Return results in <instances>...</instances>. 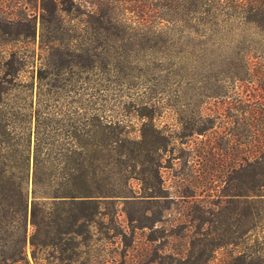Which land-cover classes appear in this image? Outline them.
Listing matches in <instances>:
<instances>
[{
    "label": "rangeland",
    "instance_id": "374dc122",
    "mask_svg": "<svg viewBox=\"0 0 264 264\" xmlns=\"http://www.w3.org/2000/svg\"><path fill=\"white\" fill-rule=\"evenodd\" d=\"M84 1L91 0L77 1L81 11L94 8ZM16 15L34 17V42L4 41L15 33L3 32H19L21 41L29 32L4 27ZM41 16L44 32L57 27L38 0H0V58L24 55L19 80L32 86V92L9 88L1 123L9 143L19 141L17 150L30 140L29 178L36 160V176L50 181L35 194L30 183L26 214L0 207V251L19 250L16 264H148L156 250L152 264H264V157H252L264 134L255 105L262 92L253 77L241 82L225 75L242 72L227 56L242 38L260 42L258 32L229 20L201 25L200 40L165 22L162 32H121L116 46L126 47L127 77L116 69L114 83L101 87L98 70L75 72L61 76L64 90L37 96V73L45 65L38 57ZM94 27L86 30L90 48L97 44ZM60 28L78 36L69 41L77 47L84 36L78 18ZM96 118L112 123L119 140L110 160L90 159L96 148L83 134ZM6 146L0 143V158L9 153ZM244 150L249 163L237 161ZM72 164L80 165L79 174ZM69 188H76L71 196H95L96 214L84 198H53ZM197 225L208 236L195 234Z\"/></svg>",
    "mask_w": 264,
    "mask_h": 264
},
{
    "label": "trees",
    "instance_id": "16d2710c",
    "mask_svg": "<svg viewBox=\"0 0 264 264\" xmlns=\"http://www.w3.org/2000/svg\"><path fill=\"white\" fill-rule=\"evenodd\" d=\"M77 1L38 0L41 10H48L52 16L56 17L58 24H56L57 27L53 28L52 31L44 32L46 19L41 16L38 57H42L45 60V65L37 73V96L48 95L54 89V91L64 90L65 85L61 83V76H75V72L81 76L83 72L98 70V80L101 87H104L105 84L114 83L113 74L116 69H118L122 78L127 77L129 75L127 74L129 67L125 51L126 47L121 48V50L118 49L119 46H116V41L120 38L121 32H162V26L165 22L175 25L179 32H194L195 37L200 40L202 37L198 36L197 32H204L200 30L201 25L205 26L211 23L210 27H213L218 22L224 23L229 20L254 28L258 32L260 42L256 41L253 43L252 40L247 41L245 38H242V41L239 43L240 45H236L233 48L234 51L227 56L226 60L229 62V65L239 66L242 72H233L229 69L231 72L225 75L228 78H236L241 82H246L252 77L255 78L262 92L257 100H255V105L256 103L259 105L261 110L259 114L262 115L261 122H264V0H91L90 2L84 1L94 7L87 11H81L80 7L84 4L77 3ZM14 17L5 18L4 27L8 26L14 29L24 27L29 32L24 36L23 41L19 40V32H3L2 35L7 36L15 33L14 37L4 41L6 43L12 41L25 42L27 39H30V42H34L36 37L34 17L21 18L19 15ZM77 18L79 24L84 26V36L78 46L72 49L69 46V41L74 40L77 42L78 36L71 34L68 30L60 31V26L66 20ZM153 20L156 23L154 26H151ZM90 25L95 26L94 30L97 37L95 40L97 43L96 47L91 48L90 44L92 40L86 32ZM203 42L201 41L200 44H204ZM138 47L140 48L141 45ZM93 49L96 50L93 51ZM120 50L121 52H119ZM32 54H34V51ZM120 56H123V61H119L118 57ZM23 57L24 55L22 54L9 52L7 60L3 61V58H0V112L4 105V97L7 95L10 87L32 92V86L29 87V85L23 84L19 80L20 73L24 67L25 58ZM135 59L138 60L136 56ZM94 122L86 125L88 128L85 129L83 134V138L87 141L86 145H91L90 149L96 148V154L90 155V159L99 160L98 158H105L110 160L112 158L111 152L115 150L119 142L112 130V123L108 124L104 119L99 118L94 119ZM37 130L36 128V136L38 134ZM158 133L156 132V134ZM197 133L202 134L203 132L197 131ZM9 134L11 133L7 132L1 123L0 113V143H4L9 149V153L5 157L0 158V207L1 210H5V206H8L12 209V213L23 215V213H27V195L30 183L31 193L35 194L37 188L47 191L50 187V181L36 176L38 170V162L36 160L32 164L34 174L31 179L29 178L27 171L29 172L30 170V140L24 141L22 148H18L17 150L19 141L11 145L9 139H7ZM260 136L261 138L257 144L260 146L256 147V152L252 155L254 161L257 162L261 161L264 157V134L261 133ZM37 146V143H35L33 148L35 155L38 153ZM160 148V145L152 148V153H159ZM99 153H102V155L98 156ZM249 155L250 152L244 150L240 152L239 158L236 157L237 161L239 163H249ZM136 158H138L137 163H142L140 155H137ZM156 166L158 167L157 162ZM70 171L79 174L81 171L80 165L72 164ZM122 171L120 170L119 172L122 173ZM155 177H160L158 169H156ZM63 184L61 183L59 188ZM64 191L65 193L61 195L67 196L54 194L53 198H69L68 200L77 197L84 198L81 200L85 202L84 204L91 207L93 213L96 214L99 203L95 196L90 194L71 196V193L76 191V188H72V190L69 188L67 191ZM30 215L31 224L35 225L34 205L31 206ZM26 218L27 216L22 220V225L23 223L24 225L26 224ZM1 220L0 224L3 222V219ZM196 227L194 233L199 234V230L197 229H200L202 226L197 225ZM205 232L200 233L199 237L206 236ZM19 255H21L19 250H13L9 253L0 251V264H16L19 261ZM158 255V251L156 250L153 259L148 264H152L154 260L159 258Z\"/></svg>",
    "mask_w": 264,
    "mask_h": 264
},
{
    "label": "crops",
    "instance_id": "0c3cea01",
    "mask_svg": "<svg viewBox=\"0 0 264 264\" xmlns=\"http://www.w3.org/2000/svg\"><path fill=\"white\" fill-rule=\"evenodd\" d=\"M144 228H146V227H144ZM144 228H143V229H144ZM158 254H159V251H158Z\"/></svg>",
    "mask_w": 264,
    "mask_h": 264
}]
</instances>
